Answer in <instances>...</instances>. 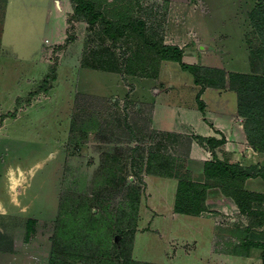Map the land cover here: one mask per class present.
Instances as JSON below:
<instances>
[{
    "label": "rangeland",
    "instance_id": "obj_1",
    "mask_svg": "<svg viewBox=\"0 0 264 264\" xmlns=\"http://www.w3.org/2000/svg\"><path fill=\"white\" fill-rule=\"evenodd\" d=\"M94 1L111 18H142L148 33L165 42L168 0ZM257 1L206 0L204 10L198 9L194 20L206 38L201 41L205 45L202 51L209 48L206 42L212 49L205 62L215 64L209 66L227 72H253L250 51L257 35L249 12ZM8 2L0 0V49L13 56L25 50L30 59L28 68L34 67L33 62L41 64L35 65L38 69L25 99L11 102L0 111V128L4 126L0 132V180L4 191L9 190L0 206V264H49L54 252L59 259L54 238H61L63 223L58 221L65 210L73 212L78 204L85 203L93 213L114 212L126 186L133 181L141 186L132 252L135 259L152 264H264L259 247H252L248 254L236 253L244 251L240 242L249 219L231 198L223 211L217 209V201L211 202L208 214L191 223L186 217L173 215L174 185L163 181L160 174L147 173L145 158L134 159L130 150L141 144L182 157L178 153L181 145L164 139V130L152 127L153 105L147 99L191 98L193 74L179 61L166 59L161 65L162 61L159 72L163 66L160 78L165 82L160 85L170 87L158 94L154 88L159 85L150 88L152 76L83 66V60L95 62V52L106 48L115 51L122 62L137 42L128 33L113 42L102 33L100 22L89 24L71 16L67 35L47 44L49 40L41 38L42 24L22 21L24 12L18 10L17 0L7 7ZM44 41L46 48L39 57L30 54ZM18 63L22 65V61ZM226 85L230 87L229 82ZM236 94L230 96L236 99ZM255 151L249 165L264 161V153ZM137 173L143 176L142 182ZM248 188L264 192V179L250 178ZM168 217L175 223L167 222ZM70 220L69 228L81 224L75 215ZM101 228L98 234L104 244L107 239H111L110 245L120 242L118 225L113 227L111 238L106 234L107 226ZM260 236L264 239V234ZM112 252L116 258L115 249Z\"/></svg>",
    "mask_w": 264,
    "mask_h": 264
},
{
    "label": "trees",
    "instance_id": "obj_2",
    "mask_svg": "<svg viewBox=\"0 0 264 264\" xmlns=\"http://www.w3.org/2000/svg\"><path fill=\"white\" fill-rule=\"evenodd\" d=\"M73 16L89 24L101 23V31L115 42L128 33L137 42L122 62L119 61L115 51L106 48L94 54L95 62L85 60L82 65L106 71L126 72L130 74H143L156 77L163 60H176L184 69L189 70L196 83L203 86L225 87L229 82L230 88L237 92L238 111L243 116V125L250 144L259 152L264 153V0H258L249 17L257 35V43L251 46L250 62L253 72L229 71L224 68L191 63L183 60V49L177 44H167L162 38H154L148 33L146 21L142 18L123 16L111 18L96 7L94 0H71ZM262 67V68H261ZM202 106V104H201ZM164 139L171 143L181 145L180 155L162 153L135 144L130 147L134 159H144V168L147 173H154L175 177L178 179L174 209L176 212L186 214H200L208 209L206 199L210 187H219L221 192L231 197L239 210L245 214L249 222L243 227L245 235L241 239L244 251L237 254H248L252 247L262 249L264 259V192L246 187V180L250 177L264 179L263 163L244 165L232 158H218L207 160L204 165L205 181H195L187 168V158L190 154L192 142L196 139L201 143L215 146L217 142L212 137L201 135H184L178 132L163 131ZM146 153V156H145ZM138 180L143 181L141 173H137ZM123 181L126 180L122 177ZM141 186L135 181L128 184L122 199L113 211L105 214L93 213L85 203L78 204L73 212L65 210L59 230V237L54 238V249L59 259L53 253L49 264H152L133 257L134 237L137 228L138 210L140 204ZM76 211V212H74ZM75 215L80 219L76 229L67 227L71 217ZM101 215V216H100ZM70 220V221H69ZM100 223V224H99ZM119 226L120 242L109 244L111 239L99 238L101 227L107 226L106 234ZM57 246V247H56ZM112 249L117 257L113 258ZM73 258V260H71ZM86 260L89 263H86ZM81 261V263H80Z\"/></svg>",
    "mask_w": 264,
    "mask_h": 264
},
{
    "label": "crops",
    "instance_id": "obj_3",
    "mask_svg": "<svg viewBox=\"0 0 264 264\" xmlns=\"http://www.w3.org/2000/svg\"><path fill=\"white\" fill-rule=\"evenodd\" d=\"M10 1L13 0H9L7 7ZM205 1L206 0H168L170 7L167 12L163 37L165 43L177 44L182 47L184 61L215 65L205 62L206 54L211 53V45L206 42L209 48H207V52L202 51L205 45H203L201 41L206 38L200 35V30L194 20L196 17L195 15L198 14V9L203 11L204 9H202V6L208 5ZM17 2L18 10L21 9L24 12L20 15L22 21L26 20V22L28 21L35 25L39 22L42 24L41 38L45 41L48 39L49 43L47 44L58 41L60 37L67 35V24L69 18L74 14L71 0H17ZM9 14V12L7 15L5 14L4 36L7 35L8 31L6 26H8ZM79 22L83 23V21ZM45 41L41 46H38V44L35 45L30 54L34 53V56L39 57L43 48H46ZM3 50V48L0 49V111H2L1 107H7V104L11 102L25 99L26 89L29 86L31 87L33 83L32 76L34 70H37L38 65L41 64L40 62H33L32 64H35L37 67L34 65V67L28 68L26 63L30 62V59L26 56L25 50L24 52L21 51L22 54L18 53L20 52L19 50L15 56H13V53L9 54L7 49L5 51ZM19 61H22V65L18 63ZM164 61L167 60H163L161 65H165ZM163 68L162 66L159 75L152 77V83L150 85L151 90L153 86L159 85L154 88L158 94L169 90L168 87H170L169 85H160V83L165 82V80L160 78ZM172 86H174V84H172ZM137 88L135 91H138ZM191 88L193 96L189 99H186L184 96H177L174 98L152 101L142 95L153 105L151 116L152 127L158 130L214 138L217 142L215 146L201 143L196 139L192 142L190 154L187 158V168L191 172L192 179L195 181H205V162L215 157H229L239 161L241 164L249 165V160L252 161L253 157L252 151L254 153L256 151L247 138V133L243 125V116H241L238 111L237 94L236 99L230 96L231 93H236V91L228 85L225 87L201 86L197 84L195 80ZM19 114L21 116L22 112ZM9 115L6 116L8 117ZM3 128H0V132ZM158 177H163V181L172 183L175 187L171 204V212L173 215L186 217L191 223L193 220L208 214L206 210L200 214L176 212L174 203L178 179L160 175H158ZM250 178L246 180L247 188ZM4 187V182L0 180L1 207L3 204V195L6 196V193L9 192V190L4 191ZM212 189L217 190H213L216 192H212L211 189H208L209 196L208 199H206L207 206L209 208L211 202L214 203V201H217L218 205H220L217 209L223 211L224 205H227L228 201L231 202L232 198L220 192L219 188L213 187ZM210 194L213 196L212 200ZM234 204L237 206L235 202ZM165 220H167V222L169 221L171 224L175 223L173 221L174 219L171 217ZM190 230L193 231V228Z\"/></svg>",
    "mask_w": 264,
    "mask_h": 264
}]
</instances>
